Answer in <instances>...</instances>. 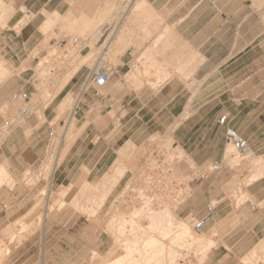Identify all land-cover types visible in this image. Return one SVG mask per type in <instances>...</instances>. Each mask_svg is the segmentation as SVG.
<instances>
[{
	"label": "rangeland",
	"instance_id": "374dc122",
	"mask_svg": "<svg viewBox=\"0 0 264 264\" xmlns=\"http://www.w3.org/2000/svg\"><path fill=\"white\" fill-rule=\"evenodd\" d=\"M22 1L0 0V69L7 67V76L0 78V237L8 226L16 231L26 226L27 231L9 253L8 243L0 245V264H110L123 253L124 238L137 236L140 225L157 236L161 227L136 217L147 205L168 211L175 228L187 221L192 235L212 240L202 257L204 250L195 247L190 235L181 243L162 239L165 250H176L173 264H200V259L201 264H264V241L252 232L258 219L248 207L237 215H216L195 230L194 223L206 213L190 215L185 207L198 203L190 196L194 179L211 165L197 168L192 160L196 155L173 146L172 128L149 119L152 112L139 113L133 122L117 120L108 101L97 103L92 96L93 82L86 81L97 55L94 40L84 36L94 34L99 25L75 33L63 17L46 27L27 24L32 14L18 6ZM91 51L93 57L86 60ZM114 56L111 48L106 50L103 67L113 68ZM248 59L253 62V52ZM82 65L91 68L86 76L73 80V88L59 90L66 76ZM114 76L113 68L109 82L98 89L107 99L126 93ZM15 93H25L27 99H14ZM202 154L220 156L217 150ZM224 154L246 175L261 162L256 151L239 153L228 141ZM50 162L49 185L45 168ZM255 178L248 176L247 182ZM204 189L202 198L209 191L215 196L224 191L216 183ZM219 200L213 197L205 209Z\"/></svg>",
	"mask_w": 264,
	"mask_h": 264
},
{
	"label": "crops",
	"instance_id": "0c3cea01",
	"mask_svg": "<svg viewBox=\"0 0 264 264\" xmlns=\"http://www.w3.org/2000/svg\"><path fill=\"white\" fill-rule=\"evenodd\" d=\"M18 6L31 12L27 24L46 27L63 17L75 33L99 25L94 34L84 36L94 40L97 56L92 70L104 68L103 56L111 48L114 77L126 93L121 99H107L100 90L99 94L91 90L97 103L108 101L117 120L133 122L139 113L150 111L149 119L172 128L173 146L195 154L197 168L211 165L194 179L190 196L198 203L185 207L186 213L207 214L204 205L213 197L220 199L212 207L214 216L237 215L248 207L258 219L252 232L264 241V0H23ZM98 40L101 44H96ZM252 52L253 62L248 59ZM90 69L80 66L59 90L73 88ZM222 117L224 123L219 122ZM236 120L241 121L239 126ZM229 127L237 128L261 157L250 174L225 157ZM216 150L218 159L200 155ZM214 164L217 170L212 169ZM248 176L256 178L248 183ZM213 183L222 184L223 193L215 196L209 191L202 198L204 186ZM247 195L250 199L243 200Z\"/></svg>",
	"mask_w": 264,
	"mask_h": 264
},
{
	"label": "bare ground",
	"instance_id": "6f19581e",
	"mask_svg": "<svg viewBox=\"0 0 264 264\" xmlns=\"http://www.w3.org/2000/svg\"><path fill=\"white\" fill-rule=\"evenodd\" d=\"M3 13L4 12L2 9V5L0 4V22L3 21ZM1 62L2 60H0V64H2ZM5 66H2V69H0V78L7 76L5 75L7 72V67L6 69L3 68ZM96 70L98 69H94L90 73ZM84 89H86V86ZM84 89H82V92L84 91ZM53 159L54 158H52V161L54 162L55 159ZM53 162H50L49 165H47L45 168L48 171L47 184L49 183V185L52 182L51 172L54 167ZM48 201H50V199ZM136 217L138 218V220H140L141 218L147 219L150 227H161L157 234V236L161 238L158 239L157 236L144 229L140 225L141 228H139L137 236L135 235L133 237L124 238L121 244L124 248L123 253L117 255L110 264H166L167 262L168 264H173L172 257L176 254V250L174 246L165 250L161 245L162 239H168L171 244H174L183 242L184 238L190 235L192 240L195 242V247H197L198 250H204L201 254L202 257L205 254L207 248L210 247L212 240H209V237V239L206 240L207 237L203 238L192 235L190 233V227L187 221L179 222L178 227L175 228L173 225L174 219L166 210L156 211L151 207V205H147L146 208L141 211ZM38 225L39 227H41V222H38ZM26 231V226H20L17 231L14 230L13 226L6 227L2 232L3 236L0 237V245H6L8 243L5 248L6 252L9 253L10 247L15 246L17 243H19L21 239L24 238L23 235L26 233ZM183 245L186 246V244ZM91 254V256L93 257L95 251H92ZM198 262L202 263L203 261L202 259H200Z\"/></svg>",
	"mask_w": 264,
	"mask_h": 264
},
{
	"label": "built area",
	"instance_id": "2783aa9c",
	"mask_svg": "<svg viewBox=\"0 0 264 264\" xmlns=\"http://www.w3.org/2000/svg\"><path fill=\"white\" fill-rule=\"evenodd\" d=\"M111 74H112V70H109V68H105V67L90 73L88 81L93 82L94 85L93 91L95 94H99L98 89L107 84ZM13 98L25 101L27 99V95L25 93H17L13 95ZM224 121H225V117H222L219 120L220 123H224ZM225 134H226V140L229 143L233 144L238 152L247 153L248 151L251 150L248 141L245 138H243L240 134H238L237 131H235L233 128L230 127L227 128ZM218 168H219L218 164H214L212 166L213 170H217ZM250 205H252V203H250ZM206 209H207L206 216L197 219L196 222L194 223V228L196 230H201L206 225V223L213 222L215 220V216L211 213L212 206L207 205Z\"/></svg>",
	"mask_w": 264,
	"mask_h": 264
}]
</instances>
